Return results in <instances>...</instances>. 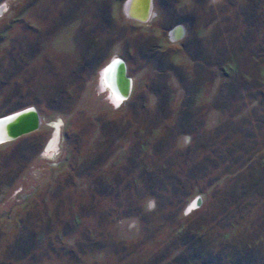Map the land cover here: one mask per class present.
Returning a JSON list of instances; mask_svg holds the SVG:
<instances>
[{
	"label": "rangeland",
	"instance_id": "374dc122",
	"mask_svg": "<svg viewBox=\"0 0 264 264\" xmlns=\"http://www.w3.org/2000/svg\"><path fill=\"white\" fill-rule=\"evenodd\" d=\"M125 1L0 0V117H42L0 144V264H264V195L234 182L264 167L227 173L239 135L207 120L237 76L264 82V0H154L147 21ZM112 56L133 78L120 105L100 75Z\"/></svg>",
	"mask_w": 264,
	"mask_h": 264
},
{
	"label": "trees",
	"instance_id": "16d2710c",
	"mask_svg": "<svg viewBox=\"0 0 264 264\" xmlns=\"http://www.w3.org/2000/svg\"><path fill=\"white\" fill-rule=\"evenodd\" d=\"M252 1V0H251ZM258 3V1L256 2V4ZM247 10V9H245ZM258 20V19H257ZM256 21H254V23L251 24L252 27H259L262 26L264 24V20L261 21L260 23H258L257 25H255ZM256 29V28H255ZM264 39V38H263ZM264 52V47L261 49ZM221 53L222 54V60L221 63H225L226 61H229V59H231V52L227 51L226 49H221ZM254 56V55H253ZM251 56V57H253ZM259 57H264V54H258ZM257 57V56H256ZM256 57L254 56V58L256 59ZM248 59V57H247ZM245 63V62H244ZM213 65H217V63H214ZM223 65V64H221ZM220 65V66H221ZM245 69L246 66H245ZM247 75L244 76H237L235 83H232V86L235 85H239L241 86V91L238 93L235 92L236 88H229V91H224L223 89H221L220 93L217 94L214 98V104L210 107H216V108H220L221 112H223L224 116L222 119V122L220 124V126L216 127L217 128V132L220 134L221 132V136H224V143H225V139L229 140L231 138H233L234 136L237 137V135H239V137H237V142H234V140L232 141V146H227L226 149L222 150L221 149V156L223 157L224 160H226L227 162H229L230 164L227 165V173L230 174H235L237 172H241L242 169H247V167H249L248 161L253 159L255 157V154H257L260 149H257L256 147L251 148L252 153H250V151L248 149H242L240 152V155L238 156L239 159L235 158V146H248L250 143L253 144V142L255 144H257L258 142H264V139L261 141L259 139V135H260V130H262L263 125H264V113L258 112L257 108H253V111H251V114H247V115H241V113L248 108L253 101L258 100L260 102L261 107H264V82H262L263 80L258 79L256 75V73H253V75L248 74V71L246 73ZM248 76L257 79L255 82H248L245 78H247ZM214 80V79H213ZM262 82V83H261ZM230 83V84H231ZM263 84V85H262ZM260 86L259 90H255L254 87L255 86ZM263 86V88H261ZM232 90L234 91V95L232 96L231 92ZM240 89H237V91ZM245 92H249V95H246ZM232 100H236V102H239L241 105H237L235 108V113H230V115H227L226 110L233 108L234 105H232ZM190 101V98L187 99V103ZM241 101V102H240ZM190 104V103H189ZM243 108V109H242ZM242 109V110H241ZM15 112V111H14ZM12 113V112H11ZM233 114H236L235 117L233 116ZM227 117V118H225ZM200 122L197 123L196 125L199 126ZM195 125V126H196ZM256 126H258V129L256 130ZM205 136V135H204ZM242 138V139H241ZM211 139V138H210ZM209 139V140H210ZM242 152H245L244 155H248V157H245V159H242ZM248 153V154H247ZM243 155V156H244ZM236 162V163H235ZM239 162V163H237ZM238 164V165H236ZM257 165H261L264 167V165L262 164H258ZM236 166V168H234ZM254 167V166H253ZM252 166L247 170L248 172L251 171ZM259 174H264V169H263V173L261 171H257ZM252 173V172H251ZM254 176V174H253ZM261 195H264V191H260ZM258 194V195H259ZM108 213H103L102 215H107ZM110 238H113V243L114 245H116L117 243L119 245H124L123 241H119L115 238V236L111 235ZM100 245H102L103 247H106L107 244L100 242ZM86 245H88L87 243H80V248L83 249L85 251L86 249ZM24 255V254H23ZM185 260H187V258H185ZM184 260V261H185ZM171 264V263H168Z\"/></svg>",
	"mask_w": 264,
	"mask_h": 264
},
{
	"label": "bare ground",
	"instance_id": "6f19581e",
	"mask_svg": "<svg viewBox=\"0 0 264 264\" xmlns=\"http://www.w3.org/2000/svg\"><path fill=\"white\" fill-rule=\"evenodd\" d=\"M141 0H131L130 11L138 15L140 13ZM4 6L0 7V14ZM105 72V77H104ZM102 86L110 90V95L115 104L120 105L128 96L125 93L126 85L129 82V89L132 88L133 78L128 75V67L125 60L121 57H114V59L105 66L102 71ZM127 77H130L128 80ZM107 80V85L105 86V80ZM128 89V92H129ZM39 111L35 106H29L18 111L9 113L7 115L0 117V144L8 140H13L16 137L19 130H23L24 123H31L33 116L38 114ZM59 129L60 123L55 121L52 123ZM58 135V134H57ZM55 139H52L48 145L47 149L55 147ZM195 206L200 203V198L194 201ZM193 204H191L192 207Z\"/></svg>",
	"mask_w": 264,
	"mask_h": 264
},
{
	"label": "crops",
	"instance_id": "0c3cea01",
	"mask_svg": "<svg viewBox=\"0 0 264 264\" xmlns=\"http://www.w3.org/2000/svg\"><path fill=\"white\" fill-rule=\"evenodd\" d=\"M1 6H4V7H6L7 6V2H5L4 4H2ZM4 9V8H3ZM2 12H3V10H2ZM1 12V13H2ZM114 56H112L111 57V59L113 58ZM110 59V60H111ZM246 64H249L250 66L254 63V64H256L257 63V59H251V56H250V59H249V62H245ZM238 66V65H237ZM248 82H255L257 79H254V78H252V77H250V76H248L247 78H245ZM221 80V79H220ZM215 87H213V91L218 87V89L221 87V82H216L215 84H213ZM217 86V87H216ZM220 91H221V89H220ZM219 91V92H220ZM241 90H238L236 93H237V95H238V93L240 92ZM183 93V92H182ZM214 93H216V92H212L211 93V95H214ZM245 94L246 95H249V92H245ZM215 97H213V98H211V100L212 99H214ZM257 108V110H259L260 109V107H261V105H260V102L258 101V100H255V101H253L252 102V104L248 107V108H246L242 113H241V115H247V114H251L252 112L251 111H253V108ZM209 114H208V116H207V120H212L213 122V124H214V126H218L219 124H221V122H222V119H223V116H224V114H223V112H221V109L220 108H216V107H213V108H211L210 110H209V112H208ZM208 121V122H209ZM212 124V125H213ZM211 125V124H210ZM263 128H264V126H263ZM262 128V129H263ZM254 147H256L257 149H260V151L257 153V154H255V157L253 158V159H251V160H249L248 161V164H262V165H264V142H258L257 144H255L254 142H253V144L252 143H250L248 146H235V158H237V159H239V155H240V152H241V150L242 149H248L249 151H250V153L249 154H251L252 153V151H251V148H254ZM242 154V159H245V157H248V155L246 156V155H244L245 154V152H242L241 153ZM244 155V156H243ZM242 178V177H241ZM241 178H235L234 179V182H235V189L236 190H243L244 192H248V194H253L254 192H259V193H261L260 191H261V189H262V191H264V186L262 185V183L264 182V178H263V176H245V178H244V180L243 181H241ZM241 182V183H240ZM256 182V186H255V183ZM261 184V185H260ZM200 201H201V199H200Z\"/></svg>",
	"mask_w": 264,
	"mask_h": 264
},
{
	"label": "water",
	"instance_id": "95a60500",
	"mask_svg": "<svg viewBox=\"0 0 264 264\" xmlns=\"http://www.w3.org/2000/svg\"><path fill=\"white\" fill-rule=\"evenodd\" d=\"M153 3H154V0H141V5L139 8L140 13L138 15H136L135 13H131V11H130L131 0H126L125 4H124V11L130 18L140 20V21H147L152 15ZM184 34H185V27L182 24H178L172 31V36L175 39H181L184 36ZM110 61H112V59ZM105 66H107V65H105ZM100 75H102L101 72H100ZM127 79L129 80L130 77H127ZM132 87H133V85H132ZM128 89H129V82L126 85V90H125V93L128 94L127 98L130 97L131 92H132V88L129 89V92H128ZM31 120H33L31 123H26V124L24 123L23 130H19L17 135H16L17 138L23 134H26V133H29V132L36 130L42 124V117H41L40 113L33 116V118Z\"/></svg>",
	"mask_w": 264,
	"mask_h": 264
},
{
	"label": "flooded vegetation",
	"instance_id": "af4514ba",
	"mask_svg": "<svg viewBox=\"0 0 264 264\" xmlns=\"http://www.w3.org/2000/svg\"><path fill=\"white\" fill-rule=\"evenodd\" d=\"M104 77H105V72H104ZM104 80H105V83H104V85L105 86H109V85H107L106 83H107V80H106V78H104Z\"/></svg>",
	"mask_w": 264,
	"mask_h": 264
},
{
	"label": "snow or ice",
	"instance_id": "6c2138e0",
	"mask_svg": "<svg viewBox=\"0 0 264 264\" xmlns=\"http://www.w3.org/2000/svg\"><path fill=\"white\" fill-rule=\"evenodd\" d=\"M192 207H195V203H193ZM191 210V208L189 209V211Z\"/></svg>",
	"mask_w": 264,
	"mask_h": 264
}]
</instances>
